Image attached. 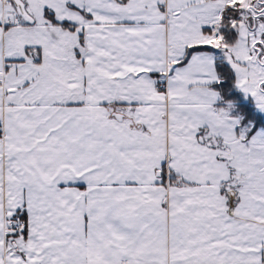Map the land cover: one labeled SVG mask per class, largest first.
Instances as JSON below:
<instances>
[{
  "label": "snow or ice",
  "instance_id": "6c2138e0",
  "mask_svg": "<svg viewBox=\"0 0 264 264\" xmlns=\"http://www.w3.org/2000/svg\"><path fill=\"white\" fill-rule=\"evenodd\" d=\"M0 264H264V0H0Z\"/></svg>",
  "mask_w": 264,
  "mask_h": 264
}]
</instances>
